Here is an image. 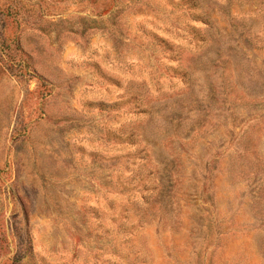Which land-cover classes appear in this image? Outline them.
<instances>
[{"label":"rangeland","instance_id":"obj_1","mask_svg":"<svg viewBox=\"0 0 264 264\" xmlns=\"http://www.w3.org/2000/svg\"><path fill=\"white\" fill-rule=\"evenodd\" d=\"M0 264H264V0H0Z\"/></svg>","mask_w":264,"mask_h":264}]
</instances>
